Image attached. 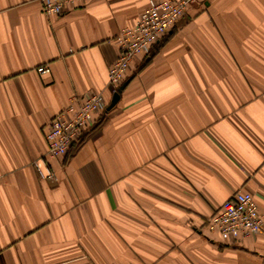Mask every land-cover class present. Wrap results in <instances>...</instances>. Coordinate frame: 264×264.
<instances>
[{"label":"crops","instance_id":"obj_1","mask_svg":"<svg viewBox=\"0 0 264 264\" xmlns=\"http://www.w3.org/2000/svg\"><path fill=\"white\" fill-rule=\"evenodd\" d=\"M148 2L0 0V264H264V236L205 226L237 191L264 213V0L191 5L108 109ZM93 93L103 113L46 157L48 122Z\"/></svg>","mask_w":264,"mask_h":264},{"label":"built area","instance_id":"obj_2","mask_svg":"<svg viewBox=\"0 0 264 264\" xmlns=\"http://www.w3.org/2000/svg\"><path fill=\"white\" fill-rule=\"evenodd\" d=\"M79 0H38L46 15H61ZM199 0H149L136 21L120 30L116 37L118 56L109 66L108 84L114 94L126 77L132 60L147 54L150 46L163 38L172 26ZM39 74L49 72L47 66L37 68ZM105 104L100 93H93L80 100L77 106L70 104L51 118L44 138L46 157H64L80 133L92 123L96 114L103 113ZM208 232L232 239L250 235L264 236V213L260 212L253 195L237 191L225 200L206 221Z\"/></svg>","mask_w":264,"mask_h":264},{"label":"water","instance_id":"obj_3","mask_svg":"<svg viewBox=\"0 0 264 264\" xmlns=\"http://www.w3.org/2000/svg\"><path fill=\"white\" fill-rule=\"evenodd\" d=\"M129 79L128 80H125L124 82H122V84L118 87L117 91L113 94L112 98H111V102L109 104V107L108 109H110L111 107H113L116 102L118 101L119 99V95L121 93V91L124 89V87L127 85Z\"/></svg>","mask_w":264,"mask_h":264}]
</instances>
